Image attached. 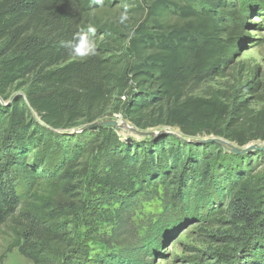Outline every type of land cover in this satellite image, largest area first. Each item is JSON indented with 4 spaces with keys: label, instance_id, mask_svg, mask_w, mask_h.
Returning <instances> with one entry per match:
<instances>
[{
    "label": "trees",
    "instance_id": "1",
    "mask_svg": "<svg viewBox=\"0 0 264 264\" xmlns=\"http://www.w3.org/2000/svg\"><path fill=\"white\" fill-rule=\"evenodd\" d=\"M115 11L121 16L104 18ZM245 23L231 0L198 7L183 0H0V228L8 237L0 264L15 250L32 264L88 263L76 230L85 216L76 186L88 179L130 190L123 154L133 152L145 178H171L179 200L187 198L188 179L215 200L226 192L224 216L233 230L246 224L237 235L252 233L257 244L244 264H264V177L254 170L264 152L237 155L189 141L264 142V107L247 100L259 99L264 85L221 81ZM62 41L82 51L93 45L95 54H70ZM114 115L182 137L159 132L129 146L112 127L91 130ZM92 156L104 173L94 170ZM84 224L91 230L93 221Z\"/></svg>",
    "mask_w": 264,
    "mask_h": 264
},
{
    "label": "rangeland",
    "instance_id": "2",
    "mask_svg": "<svg viewBox=\"0 0 264 264\" xmlns=\"http://www.w3.org/2000/svg\"><path fill=\"white\" fill-rule=\"evenodd\" d=\"M183 1L195 7L204 3V0ZM231 2L235 3L248 23L239 33L243 35V40L226 78L221 81L236 88L254 80L264 85V0ZM121 14L115 11L105 14L104 18L114 20ZM224 82H220L221 85L210 84L208 88L221 87ZM204 89L207 87H201L195 94L201 95ZM247 98L254 109L264 107V91L259 99L254 96ZM110 119L128 127L115 132L129 146L149 141L152 135L162 131L182 137L177 129L160 127L143 131L121 115H114ZM212 138L215 136L189 139L205 141ZM250 144L264 146L260 140ZM123 157L126 158L130 190L98 188L88 179L76 186L85 210L82 218L93 221L91 230L85 227L84 221L76 229L80 232V242L87 254L86 264H244V254L250 248L255 249L257 244L253 241L252 233L237 235L238 230L246 229V224L238 225L233 230L230 220L224 216L222 208L227 205L226 192L215 200L212 192L205 190L198 180L188 179L187 198L179 200V188L170 182L171 178L163 174L145 178L136 153L127 157L123 154ZM96 158L94 161L92 156L91 162L94 170L102 174L105 171L97 162L100 158ZM254 170L264 177V161L259 160ZM204 195L211 200L209 210L205 207ZM89 231V236H86ZM91 235L93 238H89ZM7 238L5 228H0V257L7 248ZM2 263L32 264L17 250L8 254ZM250 263L256 264L254 259Z\"/></svg>",
    "mask_w": 264,
    "mask_h": 264
},
{
    "label": "water",
    "instance_id": "3",
    "mask_svg": "<svg viewBox=\"0 0 264 264\" xmlns=\"http://www.w3.org/2000/svg\"><path fill=\"white\" fill-rule=\"evenodd\" d=\"M97 126H109V127L114 128L117 132L120 131L121 129L128 128L126 125L120 124L117 121L112 120V119H107L105 121L96 123L94 125V127L91 128V130H96ZM86 129H87V127H84L83 129L77 130L76 132H78V133L83 132ZM132 131L136 132L135 130H132ZM160 133H163V131ZM160 133L159 132L155 133L152 136H155V135L160 134ZM147 135H149V134H146L145 136H147ZM189 141L191 143L202 142V141H196V140H189ZM203 142H214V143L220 145L221 147H223L226 152H229L232 154H237V155H243V154H246V153L252 152V151H263L264 152V146H259V145H255V144H248L245 147H239L238 145H236V144H234V143H232V142H230L224 138H219V137L207 139Z\"/></svg>",
    "mask_w": 264,
    "mask_h": 264
},
{
    "label": "clouds",
    "instance_id": "4",
    "mask_svg": "<svg viewBox=\"0 0 264 264\" xmlns=\"http://www.w3.org/2000/svg\"><path fill=\"white\" fill-rule=\"evenodd\" d=\"M89 31H94V29L89 28ZM62 46L66 48H70V54L77 55V56H89V55H94L95 54V49L93 45H90L88 47L87 51H82L79 45L77 44L75 47H71V42L70 41H62Z\"/></svg>",
    "mask_w": 264,
    "mask_h": 264
}]
</instances>
